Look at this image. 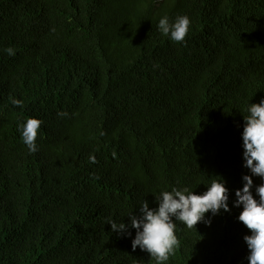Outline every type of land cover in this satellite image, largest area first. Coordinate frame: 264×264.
Returning a JSON list of instances; mask_svg holds the SVG:
<instances>
[{
    "label": "trees",
    "instance_id": "trees-1",
    "mask_svg": "<svg viewBox=\"0 0 264 264\" xmlns=\"http://www.w3.org/2000/svg\"><path fill=\"white\" fill-rule=\"evenodd\" d=\"M180 15L191 25L176 43L157 25ZM261 100L264 0H0V264H156L109 221L222 179L231 210L174 221L166 264H248L233 202ZM29 118L35 153L18 131Z\"/></svg>",
    "mask_w": 264,
    "mask_h": 264
},
{
    "label": "clouds",
    "instance_id": "clouds-1",
    "mask_svg": "<svg viewBox=\"0 0 264 264\" xmlns=\"http://www.w3.org/2000/svg\"><path fill=\"white\" fill-rule=\"evenodd\" d=\"M190 25V18L180 15L174 21H170L168 16L162 17L157 27L171 41L182 43L185 42ZM4 51L9 56L16 54L12 47H7ZM12 103L17 107L22 106L20 100L13 99ZM247 112L248 115L244 116L242 147L244 167L250 170L251 175L243 176L244 185L242 189L236 190L233 204L242 207L238 220L251 230L250 235L244 236L249 249L248 264H264V183L255 186V194L259 199L254 198L252 191L253 176L264 180V100L251 103ZM58 115L63 117L67 113L59 112ZM41 123L39 119L29 118L18 127L29 153L38 151L36 139ZM229 198L230 190L223 179L213 181L202 194H197L188 187L172 188L171 191H161L156 195L155 208H150L145 200L139 206V215H128L129 223L109 221L108 224L111 225L112 232L127 234L129 237L132 236L131 229H135L133 251L139 248L149 253L156 264H166L178 245L174 221L182 222L188 229L196 228L199 222L210 226L211 219L206 214L210 213L214 217L221 211L229 212Z\"/></svg>",
    "mask_w": 264,
    "mask_h": 264
}]
</instances>
